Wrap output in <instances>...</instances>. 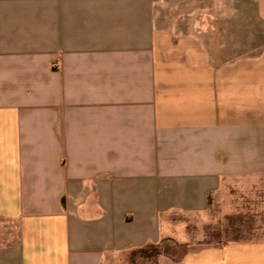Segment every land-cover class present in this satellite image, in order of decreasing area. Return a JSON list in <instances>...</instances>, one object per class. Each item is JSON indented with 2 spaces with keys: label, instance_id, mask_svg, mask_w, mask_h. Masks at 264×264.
Returning a JSON list of instances; mask_svg holds the SVG:
<instances>
[{
  "label": "crops",
  "instance_id": "0c3cea01",
  "mask_svg": "<svg viewBox=\"0 0 264 264\" xmlns=\"http://www.w3.org/2000/svg\"><path fill=\"white\" fill-rule=\"evenodd\" d=\"M259 179L264 0H0V264H137Z\"/></svg>",
  "mask_w": 264,
  "mask_h": 264
},
{
  "label": "rangeland",
  "instance_id": "374dc122",
  "mask_svg": "<svg viewBox=\"0 0 264 264\" xmlns=\"http://www.w3.org/2000/svg\"><path fill=\"white\" fill-rule=\"evenodd\" d=\"M184 234L128 254L137 264H173L185 253L232 242L264 240V180L243 182L212 198L204 214H177Z\"/></svg>",
  "mask_w": 264,
  "mask_h": 264
}]
</instances>
